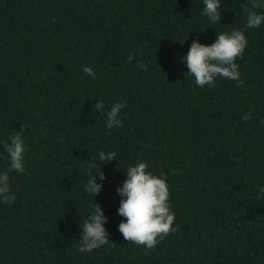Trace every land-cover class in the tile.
Masks as SVG:
<instances>
[{
	"label": "trees",
	"instance_id": "1",
	"mask_svg": "<svg viewBox=\"0 0 264 264\" xmlns=\"http://www.w3.org/2000/svg\"><path fill=\"white\" fill-rule=\"evenodd\" d=\"M219 3L213 23L203 0H0V172L21 125L26 146L15 200L0 202V264H264V22L248 28L244 11L264 6ZM233 30L248 41L242 83L196 85L183 62L193 40ZM117 102L122 127L108 128ZM140 162L165 178L177 229L151 250L118 230L117 188ZM91 203L110 244L81 253Z\"/></svg>",
	"mask_w": 264,
	"mask_h": 264
},
{
	"label": "clouds",
	"instance_id": "2",
	"mask_svg": "<svg viewBox=\"0 0 264 264\" xmlns=\"http://www.w3.org/2000/svg\"><path fill=\"white\" fill-rule=\"evenodd\" d=\"M203 3L205 5L204 14L213 23L220 22L219 0H203ZM262 6L264 4L260 0H252V8H261ZM244 11L248 12V28L259 27L264 22V14L249 11L247 7L244 8ZM247 43L248 41L241 30L220 33L211 45H203L193 40L183 62L186 63L188 74L194 77L195 84L201 88L205 85L213 87L217 77L234 80L240 84L242 81L235 60L244 52ZM132 59L133 56L130 54L128 61L130 62ZM139 67L143 69L146 66L140 64ZM83 71L95 78V73L90 67L85 66ZM123 107H125L123 102H117L111 107L107 113L108 128L122 127L119 113ZM95 108L101 110L103 103L96 102ZM249 118V115L243 117L245 120ZM24 130L25 126L21 125L20 130L9 138V142L4 144L9 159V168L0 172V202L9 205L15 200V196L11 195L9 187L10 172L15 171L22 174L25 172ZM116 155L115 152H100L99 160L105 162L102 164H107L116 160ZM95 167V164L91 165V168ZM147 167L146 163L140 162L136 166L128 168L126 171L127 179L124 180L121 187L117 188V193L122 197L117 211L121 217L125 218L118 225V230L123 238L128 242L143 245L146 249L151 250L158 244V237L163 240L169 233H174L177 229L173 227L175 214L170 211L169 190L166 180L146 171ZM98 173L89 179L85 185V190L91 194L92 198L98 195L102 189V184L96 183L97 177L101 181L105 179L100 169H98ZM175 174L174 171L173 175ZM89 175H91V171ZM260 192L264 193V189H260ZM106 222L107 217L104 215L102 207L99 204L91 203V211L83 225L79 240L78 250L81 253H91L102 245L110 244L109 234L104 227Z\"/></svg>",
	"mask_w": 264,
	"mask_h": 264
}]
</instances>
